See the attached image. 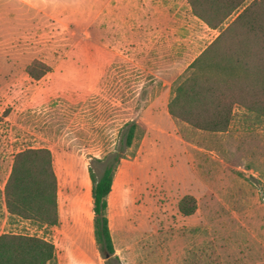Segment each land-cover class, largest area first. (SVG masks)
<instances>
[{"label": "rangeland", "instance_id": "1", "mask_svg": "<svg viewBox=\"0 0 264 264\" xmlns=\"http://www.w3.org/2000/svg\"><path fill=\"white\" fill-rule=\"evenodd\" d=\"M33 2L34 11L0 16V236L46 238L53 264H264V119L236 109L226 132L210 133L168 112L176 83L219 32L194 18L188 0L155 17L175 32L141 39L106 31L105 0L97 10L91 0ZM164 59H175V72ZM35 60L51 68L40 80L26 71ZM132 121L137 136L109 196L107 258L95 239L89 170L100 176L95 160L124 146ZM29 148L53 154L56 227L7 212L14 156ZM186 196L197 202L192 216L179 211Z\"/></svg>", "mask_w": 264, "mask_h": 264}, {"label": "trees", "instance_id": "2", "mask_svg": "<svg viewBox=\"0 0 264 264\" xmlns=\"http://www.w3.org/2000/svg\"><path fill=\"white\" fill-rule=\"evenodd\" d=\"M193 16L219 35L189 66L168 104L176 121L210 133L226 132L236 109L264 119V0H188ZM34 80L42 79L51 68L35 60L27 67ZM138 124L125 126L124 146L103 160L98 176L90 167L95 239L106 256L115 254L109 227V196L124 152L133 146ZM9 215L45 227L60 223L58 178L51 150L29 148L14 156L4 188ZM197 210L193 196L184 197L179 211L192 216ZM55 245L39 236H0V264H53Z\"/></svg>", "mask_w": 264, "mask_h": 264}, {"label": "crops", "instance_id": "3", "mask_svg": "<svg viewBox=\"0 0 264 264\" xmlns=\"http://www.w3.org/2000/svg\"><path fill=\"white\" fill-rule=\"evenodd\" d=\"M34 0H0V16L14 15V13H19L23 15V11L28 9L34 11L37 6L35 5ZM96 4V10L98 9L99 1L101 0H91ZM187 3V0H185ZM40 4V3H37ZM189 6V4H187ZM48 8V4L46 5ZM105 16H106V31L113 32H123V33H136L137 38L141 39L140 36L147 32H166L171 35L172 32L176 31V26L172 24H157L154 22L155 17L159 15L172 16L175 15L178 11V2L177 0H105ZM42 8H44L42 6ZM164 10V11H163ZM187 10H191L190 6L187 7ZM197 19L196 17H194ZM200 21L199 19H197ZM201 22V21H200ZM205 27L213 32L216 30L210 29L203 22H201ZM33 30V24L29 31ZM28 31V30H27ZM26 31V32H27ZM133 36V35H130ZM145 36V35H143ZM147 37V36H145ZM144 37V38H145ZM170 42L171 38H167ZM9 40H4L8 42ZM211 43V42H210ZM209 43V44H210ZM3 45V38L0 37V47ZM207 47V46H206ZM203 48L198 56L206 49ZM171 48V47H169ZM171 55V53H170ZM152 63H155V59H149ZM175 59H164V63L167 66V71L173 73L176 71V65H174ZM195 60V59H194ZM193 60V61H194ZM1 64V59H0ZM92 194V190H91ZM46 239V238H45Z\"/></svg>", "mask_w": 264, "mask_h": 264}, {"label": "bare ground", "instance_id": "4", "mask_svg": "<svg viewBox=\"0 0 264 264\" xmlns=\"http://www.w3.org/2000/svg\"><path fill=\"white\" fill-rule=\"evenodd\" d=\"M86 194L89 196L90 195V190L89 188L86 189Z\"/></svg>", "mask_w": 264, "mask_h": 264}, {"label": "water", "instance_id": "5", "mask_svg": "<svg viewBox=\"0 0 264 264\" xmlns=\"http://www.w3.org/2000/svg\"><path fill=\"white\" fill-rule=\"evenodd\" d=\"M107 258L109 257V255L106 256Z\"/></svg>", "mask_w": 264, "mask_h": 264}]
</instances>
